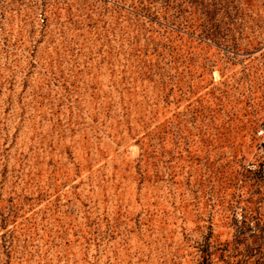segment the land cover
<instances>
[{"label":"rangeland","instance_id":"rangeland-1","mask_svg":"<svg viewBox=\"0 0 264 264\" xmlns=\"http://www.w3.org/2000/svg\"><path fill=\"white\" fill-rule=\"evenodd\" d=\"M263 128L264 0H0V264H264Z\"/></svg>","mask_w":264,"mask_h":264},{"label":"built area","instance_id":"built-area-1","mask_svg":"<svg viewBox=\"0 0 264 264\" xmlns=\"http://www.w3.org/2000/svg\"><path fill=\"white\" fill-rule=\"evenodd\" d=\"M260 133L264 135V128L261 130ZM263 181H264V165H263ZM251 227L253 228V226H251Z\"/></svg>","mask_w":264,"mask_h":264}]
</instances>
